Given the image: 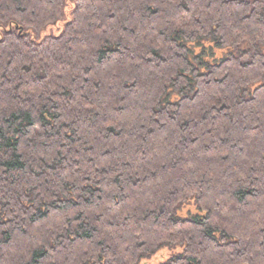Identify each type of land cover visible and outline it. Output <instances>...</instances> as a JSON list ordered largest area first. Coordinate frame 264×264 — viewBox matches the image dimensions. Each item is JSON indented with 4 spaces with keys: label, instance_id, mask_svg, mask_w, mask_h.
Instances as JSON below:
<instances>
[{
    "label": "trees",
    "instance_id": "1",
    "mask_svg": "<svg viewBox=\"0 0 264 264\" xmlns=\"http://www.w3.org/2000/svg\"><path fill=\"white\" fill-rule=\"evenodd\" d=\"M0 0V264H264V0Z\"/></svg>",
    "mask_w": 264,
    "mask_h": 264
},
{
    "label": "rangeland",
    "instance_id": "2",
    "mask_svg": "<svg viewBox=\"0 0 264 264\" xmlns=\"http://www.w3.org/2000/svg\"><path fill=\"white\" fill-rule=\"evenodd\" d=\"M74 6L75 1L68 0L64 19L59 20L55 24L47 26L45 29L41 30L40 33L31 32V37L35 38L36 40H42L44 37L49 35H60L63 32L66 23L72 18L71 11ZM181 249L182 246H178L175 248H164L160 250L157 254L144 260L141 264H159L160 262L168 259L169 257L179 254Z\"/></svg>",
    "mask_w": 264,
    "mask_h": 264
}]
</instances>
